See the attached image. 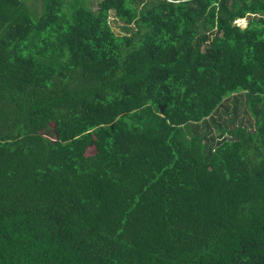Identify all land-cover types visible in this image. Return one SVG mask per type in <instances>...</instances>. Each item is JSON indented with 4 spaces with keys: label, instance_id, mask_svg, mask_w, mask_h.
Here are the masks:
<instances>
[{
    "label": "trees",
    "instance_id": "trees-1",
    "mask_svg": "<svg viewBox=\"0 0 264 264\" xmlns=\"http://www.w3.org/2000/svg\"><path fill=\"white\" fill-rule=\"evenodd\" d=\"M38 1L0 0V264H264V0Z\"/></svg>",
    "mask_w": 264,
    "mask_h": 264
},
{
    "label": "rangeland",
    "instance_id": "rangeland-1",
    "mask_svg": "<svg viewBox=\"0 0 264 264\" xmlns=\"http://www.w3.org/2000/svg\"><path fill=\"white\" fill-rule=\"evenodd\" d=\"M88 1V5L92 8L95 9L97 6V1L98 0H87ZM26 3L30 6V7H34V6H39L40 3L38 0H26ZM109 21H110V25L113 29V31L116 34H123L124 30L122 29L123 27V23L117 19L114 15V12L111 11L110 12V16H109ZM247 18H240L239 20H237V24L240 25L241 27H244L246 24ZM225 101H227V103L229 104V109H231V107L233 106V97L230 96L228 97ZM243 106H240L238 109V114L239 116L243 115ZM226 109H224V106H221L219 109V114L221 115L222 118L226 117ZM214 116H218V114L214 113Z\"/></svg>",
    "mask_w": 264,
    "mask_h": 264
},
{
    "label": "water",
    "instance_id": "water-1",
    "mask_svg": "<svg viewBox=\"0 0 264 264\" xmlns=\"http://www.w3.org/2000/svg\"><path fill=\"white\" fill-rule=\"evenodd\" d=\"M163 107H164L163 105L160 107V111H161V113H162V111H163Z\"/></svg>",
    "mask_w": 264,
    "mask_h": 264
}]
</instances>
